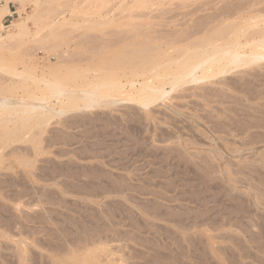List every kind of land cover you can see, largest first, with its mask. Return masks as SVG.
<instances>
[{"label": "rangeland", "instance_id": "1", "mask_svg": "<svg viewBox=\"0 0 264 264\" xmlns=\"http://www.w3.org/2000/svg\"><path fill=\"white\" fill-rule=\"evenodd\" d=\"M15 1L0 19L12 36L0 39L1 85L20 79L3 65L74 72V87L99 82L114 60L124 92L0 148V264H264V59L164 84L144 106L136 99L148 90L131 82L150 75L128 54L148 42L172 72L264 0Z\"/></svg>", "mask_w": 264, "mask_h": 264}, {"label": "bare ground", "instance_id": "2", "mask_svg": "<svg viewBox=\"0 0 264 264\" xmlns=\"http://www.w3.org/2000/svg\"><path fill=\"white\" fill-rule=\"evenodd\" d=\"M10 1L11 0H4V4L0 6V19L4 15H10L12 13L9 9ZM17 1L18 0L15 2ZM255 1L256 0H249V2H252V5H254L253 2L255 3ZM19 2L21 3L22 0H19L18 3ZM241 4L239 3L238 5ZM238 5H235L237 9L242 7H239ZM235 6H231V10ZM229 7L230 6H228L226 10H229ZM263 7L260 8L261 12L260 10L258 11L261 13H259V15L249 16L245 20L240 16L239 18H243V20H241L240 23L236 22L237 25L232 24L231 30L229 32H226L224 29H217L215 33L216 37L214 36L212 39L206 38V40L201 42V46H194L197 47V49H202L200 51H192L193 53L189 54L185 59H183V61L175 63L176 69H174L172 72H169L168 69L166 70V68L163 67V63L161 64L159 62L158 55L152 47L153 45L151 46L148 42L142 41V43L140 41L142 43L140 46L136 45L134 48L129 49L128 54L135 58V60H139L141 64L140 68L146 74L148 73L147 75H150L149 78L145 77L141 82H139L140 86L137 85L139 87H136L134 82H131V87L134 89V91H138L140 93L141 91L148 90L145 94L139 96V99H136L137 102L146 106L148 103H150L149 101L152 99L154 101V98L157 96L159 98L162 95L164 96L168 93L164 89V84H170L171 87L174 88L178 83H180V85L185 83H182L184 79H187L186 81L190 79V81L196 82L213 77L216 74H223L224 72H227V70L229 72L231 69H228V67L230 66H233L234 68V66L240 67L241 64H246L247 61H244L246 58H249L252 63L254 61L257 62L264 59ZM243 8L244 7L240 9ZM237 9H235L238 12L237 14H240L239 12L241 11ZM235 14L236 13H234V15ZM250 19H253V21H250ZM257 21L263 23V27L260 26L262 28H256L259 26H256ZM18 31H21V29ZM10 37L12 38L11 35L3 37L0 34V39L2 40L8 39ZM218 39L221 40V43H215ZM206 45H208V47H205ZM246 47L249 49L248 51L244 50ZM122 61L123 60L120 59V61L117 60L116 62L117 64H121L120 62ZM113 62L114 60H107L105 63L107 66L103 65L101 67L102 74L100 75L99 82L95 83L92 81L87 84L74 87H71L67 84L76 80V75L73 74L74 72H70L64 76L54 73L52 77L49 78L44 74L32 77L27 73H23V70L21 71L11 66L4 67L3 65L2 69H6L5 71H7V74H10L11 76H20L18 77L20 79L19 81L15 82V84H0V112H2V115H0V148H5L8 145V140L13 141L22 139V136H24L30 129L41 126L52 117H60L70 109L79 111L86 108H92L96 105L101 106L99 103L102 101L104 102L102 95L108 90H115L119 93L124 92L122 90V87L124 86L123 83L118 82L114 78L115 74L113 72L116 66L113 65ZM210 67L215 69V73H207L206 70ZM161 71H163V79L160 77ZM158 77H160L162 80H157V84L151 81L157 79ZM30 80L34 85L30 84ZM15 88H20L22 90L23 94L20 97H14ZM255 94L257 96V92L251 95L254 97ZM103 97H105V95ZM50 100H55L56 103H54L53 106H50L48 105ZM10 122H12L11 125L8 124ZM259 135L261 134L259 133ZM259 135L257 136L260 137ZM257 136L254 135V138L251 137L253 138L252 140L256 141ZM263 136L261 135V138ZM19 148L23 149L22 146ZM3 156L4 154L0 152V162Z\"/></svg>", "mask_w": 264, "mask_h": 264}, {"label": "crops", "instance_id": "3", "mask_svg": "<svg viewBox=\"0 0 264 264\" xmlns=\"http://www.w3.org/2000/svg\"><path fill=\"white\" fill-rule=\"evenodd\" d=\"M9 9H10V7H9ZM4 16H5V15H4ZM4 16H3V17H4Z\"/></svg>", "mask_w": 264, "mask_h": 264}]
</instances>
